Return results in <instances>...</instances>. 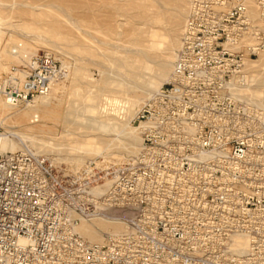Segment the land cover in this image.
Wrapping results in <instances>:
<instances>
[{
  "label": "built area",
  "instance_id": "1",
  "mask_svg": "<svg viewBox=\"0 0 264 264\" xmlns=\"http://www.w3.org/2000/svg\"><path fill=\"white\" fill-rule=\"evenodd\" d=\"M245 0H190L171 79L132 120L126 162L58 171L0 143V264H264V105L237 88L264 52ZM0 95L23 106L69 75L50 50L20 52ZM4 133L0 131V140ZM120 222L90 241L82 224Z\"/></svg>",
  "mask_w": 264,
  "mask_h": 264
},
{
  "label": "rangeland",
  "instance_id": "2",
  "mask_svg": "<svg viewBox=\"0 0 264 264\" xmlns=\"http://www.w3.org/2000/svg\"><path fill=\"white\" fill-rule=\"evenodd\" d=\"M136 1L142 2L144 0ZM148 1L151 2L154 0ZM237 1L239 0H234L233 3ZM189 3L190 0H187L188 7L185 19L189 12ZM253 4L255 6V11L252 16L256 21L260 22L261 15L258 0H254ZM119 14V9L116 6L107 5L105 0H0V74L6 72L12 64L18 62L19 57L15 56L13 53V48L16 47H18L22 53L50 50L56 54L69 70V75L65 79L58 81V84H55V88L52 90L51 94L55 95V97L47 110L49 115L44 119V123H42L41 115L39 121L32 123H30L29 120H27L26 123L19 122L16 120V115L18 113L29 112L30 115H33L34 111L30 110L31 108L28 104L14 106L11 109L13 112L11 115H3L0 112V131L6 134H10L9 132L14 131L24 132L30 135L34 132L37 133V130H35L37 126L42 127L44 131L41 134L44 136L36 137V139L43 138V140L51 142L52 146H50L51 144L48 142L45 146L38 145V141L29 139L24 141V143L27 142L26 144L48 158L53 166L62 174H79L92 159H110V162H126V159L134 154H129L126 150L118 147L115 148L114 144L116 140L113 141L112 139L119 137L115 131L109 132L107 130V132H104L105 129L97 127L91 131L90 128L93 127V124L98 125L97 122L99 121L100 123L101 118L102 122L106 120L109 122L111 118L108 116H112V119L114 118L113 120H116L118 117L121 119H119L120 121H123L121 123L136 127V125H133L132 120L150 96L146 95L143 97L142 102L135 112L133 110H126L125 96V98L123 96L119 97V102L112 103L110 100L113 98L112 95L124 94L123 91L119 92V87H116L118 90H111L110 88L104 87L105 78L108 76L111 82L115 77V79H117L116 81L114 79L113 82L127 81V83H129L127 73L125 74L124 72H119L118 69H114L117 68V66L111 64L110 60L105 56H112L113 52L115 55L123 54L122 51L124 48H122L123 41L121 39L124 38V36H120L118 32H120V29L126 28L127 26H117V23H125V16ZM54 20L62 22L63 24L61 28L58 27L59 36L53 35L49 31V27ZM184 23L185 20H183L181 25L182 29L179 34L180 42V35H182ZM105 28H107V30ZM120 40L122 42H120ZM180 45L174 48V56ZM259 56L260 55L255 56L253 59H258ZM152 72H148V74L153 76L154 72ZM260 72L262 73V66L259 65L249 69L248 85H250L251 88H256L258 81L254 82V80L253 83L249 84V80L252 78L255 79L256 74L254 73L258 74ZM169 74H171V71ZM149 75H146L145 79L150 78ZM169 76L170 75H168V77ZM168 77L167 80L169 81L170 79ZM168 81L163 83L165 84ZM163 83H161L158 88H160ZM241 88L243 89V87ZM249 94L250 96L254 95L253 99H256L258 95L256 93ZM259 95L257 98L258 100L254 99L255 101L259 102L261 97H264L263 93ZM2 98L3 97L0 95V99ZM39 99L40 97L36 98L32 103H35V101ZM261 102L264 103V98L263 101L262 99L260 100V103ZM122 108H124L125 111H122ZM37 118L38 117H35V119ZM112 119L110 121H112ZM84 120H87L85 121L86 123ZM89 120H91V122ZM119 120L117 119L116 121L119 122ZM88 122L91 124H88ZM129 125H127L128 127L126 126V129H129ZM29 126H34V130H30ZM89 131L95 134L102 133V135H104L102 136L104 141L101 143V147H104L103 144L109 146L110 148L108 149L114 146V150H101V147L99 148L101 144H95V146L97 145L95 148L99 149L96 150L94 148V151L96 150L95 153L89 155L73 149L79 141L86 140V138L89 137H82L80 135L87 134ZM38 134L40 135V133ZM135 134L141 139L138 129ZM46 136L56 137H53L54 140H48ZM107 142H109V144H107ZM139 144L140 142L137 148H139ZM22 145L19 144V148ZM98 150H101L102 153L100 151L99 153ZM111 153H114V155ZM115 153L117 155H115ZM80 155H86L83 157L85 160L83 159L81 165L79 164L76 166L72 159Z\"/></svg>",
  "mask_w": 264,
  "mask_h": 264
},
{
  "label": "bare ground",
  "instance_id": "3",
  "mask_svg": "<svg viewBox=\"0 0 264 264\" xmlns=\"http://www.w3.org/2000/svg\"><path fill=\"white\" fill-rule=\"evenodd\" d=\"M233 1L234 0H232V2ZM245 1L249 7L250 14L253 15L255 11V6L253 4L254 0H245ZM105 2L107 5H112L113 7L116 6L120 11L119 15L125 16L124 19L125 23L124 22L117 23V26L119 27L127 26L126 28L120 29V32H118L120 36H124V38L121 39L123 41L122 48H124V50L122 51L123 54L115 55L113 52L112 56H107V55L105 56L107 57V59L110 60L111 64L117 66V68L114 69H118L119 72L122 73L124 72L125 74L127 73L129 77L128 79L129 83H127V81L113 82L115 77L111 82L110 81L111 79L108 76L107 78H105L104 87L110 88L111 90L114 89L116 90L119 87L118 88L119 92L123 91L124 94L122 95L121 93V95L118 94L112 95L113 98L110 99L112 103L119 102L120 101L119 97L125 96L126 101L125 100L124 101H125V105L127 106L126 110H130V111L133 110L136 112V109L142 102L143 97H145L146 95L151 96L154 93L153 91L158 90L159 89L158 87L160 86L161 83L168 81L167 80L168 75H170L168 78L171 79L172 71H173L172 62L175 57L173 50L176 46L181 44L179 34L182 29L181 25L183 20H186L185 14L187 12V7H188L187 0H154L151 2L148 0H144L142 2H138L136 0H105ZM167 5H169L170 7ZM62 25H63L62 22L54 20L49 27L50 33L59 36L60 33L58 27L61 28ZM105 29L107 30V28ZM121 40L120 42H122ZM258 65L262 66V73L261 72L258 74L254 73L256 74L255 79L252 78L249 80L250 81L249 84L253 83L254 80H255L254 82L258 81L257 87L251 88L250 85L247 84L245 87L243 86V89L237 88L238 89L237 91H240L242 93L246 92V94L249 96H250L249 93H256L258 95L262 93L264 94V52L260 53L258 59H252L248 61L246 67V73L248 74L250 68ZM152 71L154 72L153 76L148 74V72H152ZM170 71L171 74H169ZM146 75L147 76L149 75L150 78L145 79ZM56 84H58V82ZM54 86L53 88H55ZM52 90L48 95L40 97L38 101L36 100L35 103L31 102L32 104L31 103L28 104V106H30L31 108L30 110L34 111L33 115H30L29 112L18 113L16 115V120L24 123H26V121L29 120L30 123H32L35 121H39V117L41 115L42 123H44L45 122L44 119L49 115V112L47 110L55 97V95L51 94ZM258 95L256 96V99L258 98ZM250 97H252L251 99H253L254 95H251ZM263 98L261 97L262 101ZM13 107L14 106L10 105L4 98L0 99V112L3 115H11L13 113L11 111ZM122 109H123L122 111H125L124 108ZM35 117L38 118L35 119ZM108 117L112 119V116L111 117L108 116ZM113 119L112 121L109 120V122L108 120L104 121L103 119L104 122H102V118H101L100 123L99 121L97 122L96 120L98 125L93 124V127H90L91 131L96 127L105 129L104 132H107V130L109 132L115 131L116 134L119 135L118 138L115 137V139H112L113 141L116 140V143L114 144L115 148L118 147L120 149H124L129 154L135 153L136 150L138 149L137 148L138 143L141 142V139H139L135 134L138 128L135 126L131 127L129 124H127L130 127L129 129H126L128 126L125 125L124 123H121L123 121H120L121 120L120 118L117 117L118 120L120 119L119 122L116 121L117 119L116 120ZM85 121L87 120H84V122ZM89 121L91 122V120ZM90 122H88V124ZM34 128H35L34 126H31L29 129L34 130ZM35 130H37V133L34 132L30 135L24 132H14V131L9 132L10 134L4 133L0 140L1 147L3 149H10V150L18 149L19 144L24 145V141L28 139L32 141H38L37 142L38 145L45 146L48 142L51 144L50 146H52L51 142L47 140H43V138L42 139L37 138L38 140L36 139V137L44 136L41 134L44 131L42 127L37 126ZM38 133H40V135ZM80 136L82 137L91 136V137L90 138L87 137L86 140L79 141L76 147L73 146L72 147L76 151L84 152V154L86 153L88 155L95 153V151L102 146L101 143H103L104 141L102 137L104 135H102V133L95 134V133H90L89 131L87 134H82ZM46 137L48 140L49 139L54 140L53 137L56 136H46ZM95 144L97 145L101 144V145L99 146V148H95L97 147V145L95 146ZM107 144H109V142H107ZM103 146L104 147H101V150H106L110 148L109 146H106L104 144ZM110 146L112 147L111 143ZM113 147L111 149H113ZM94 148L96 149L95 151ZM111 149H108V151ZM101 150H98V152L99 151L101 152ZM111 154L114 155V153ZM82 155H80L81 157L77 156V158L72 159V161L76 166L79 164L81 165L83 159L85 160V158L83 157H85L86 155L84 156ZM115 155L117 154L115 153ZM126 160H128V158ZM123 229L124 226L122 223L110 222L105 219L96 220L95 222L88 224L87 223L82 224L81 226V231L87 239H89L90 241H98V242L103 241L102 231H109L114 234L122 231Z\"/></svg>",
  "mask_w": 264,
  "mask_h": 264
}]
</instances>
